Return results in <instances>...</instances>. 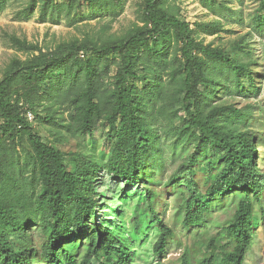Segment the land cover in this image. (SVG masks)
Segmentation results:
<instances>
[{
	"label": "rangeland",
	"instance_id": "obj_1",
	"mask_svg": "<svg viewBox=\"0 0 264 264\" xmlns=\"http://www.w3.org/2000/svg\"><path fill=\"white\" fill-rule=\"evenodd\" d=\"M149 1L100 0L92 5L78 0L71 5L70 0H53L58 7L46 11L42 0L0 1V80L12 76L7 83L12 106L29 119L45 145L64 154L70 170L83 163L96 166L91 184L95 194L90 196L97 202V221L104 231L127 244L133 252V263L158 261L154 246L159 228L148 212L150 189L157 215L175 233L161 262L181 264L185 251L201 244L206 250L205 243L233 218L239 198H217L204 226L184 227L185 202L190 192L184 184L188 181L183 178L194 172L205 195L209 176L216 175L224 161L221 150L199 148L200 132L190 124L184 111V46L171 27H166L163 38L148 40L151 51L145 49L133 68V84L143 99L138 116L154 138L157 163L152 161L141 173L142 182L134 181L131 186L109 175L114 129L118 127L111 126V115L116 75L122 62L116 55H96L94 48L115 45L150 30L146 9ZM158 10L190 25L195 43V110L224 134L248 136L257 149L256 167L264 184V0H166ZM81 47L87 49L80 50ZM208 53L229 56L250 76L239 81ZM67 55L70 58L65 68L53 74L50 83L26 84L24 69ZM87 68L96 74V102L105 109L103 118L91 130L80 123L75 107L77 96L85 89ZM27 92L35 98L33 108L24 102ZM0 153L5 164L0 183L5 193L13 190L10 185L20 183L29 194L39 195L44 181L32 138L27 134L7 137L0 144ZM191 157L198 164L190 171L186 165ZM4 172L13 180L8 181ZM254 212L253 241L245 264H264V193L262 204H255ZM27 231L31 248L37 251L41 262L47 238L38 225L31 224Z\"/></svg>",
	"mask_w": 264,
	"mask_h": 264
},
{
	"label": "trees",
	"instance_id": "obj_2",
	"mask_svg": "<svg viewBox=\"0 0 264 264\" xmlns=\"http://www.w3.org/2000/svg\"><path fill=\"white\" fill-rule=\"evenodd\" d=\"M87 1L92 5L100 2ZM165 1L148 2L146 9L152 26L150 30L135 34L115 45L94 48L96 55H116L122 62V68L116 75L115 101L111 115V126L118 127L114 129L115 147L107 167L109 175L115 180L124 181L126 186H131L134 181L142 182L141 173L149 168L152 161H157L158 151L154 152V138L146 131L138 116L143 99L139 88L133 84L136 78L133 68L140 60L141 53L149 49L148 40L163 38L166 27H171L177 31L184 46V111L190 124L200 132L199 148L210 146L213 150H221L224 161L218 173L209 176L205 195H202L194 172L183 178L188 181L184 184L190 192L185 202L184 227L191 229L204 226L217 198L226 195H236L239 198L233 218L205 243L206 250H203L201 244L185 251L181 264H245L253 241L256 217L254 207L255 204H262L264 193L262 175L256 167L257 149L248 136L224 134L210 119L205 120L195 110L192 103L195 90L192 61L194 39L188 23L158 10V6ZM77 2L78 0H70L71 5ZM42 3L43 11L49 7H58L53 4V0H42ZM208 54L233 72L239 81L245 75L250 76L245 67H239L229 56L221 53ZM70 55L24 69L26 84L33 81H38L39 84L50 83L51 76L65 68ZM35 70L38 72L34 73ZM84 73L87 82L85 89L77 96L75 107L80 123L91 130L93 124L103 118L105 109L96 102L95 72L87 68ZM11 77L0 80V144L7 137L14 139L19 134L29 135L35 146L44 186L41 193L35 196L26 192V188L20 183L10 185L13 190L5 193V187L0 183V264H92L94 261L98 264H134L133 252L127 244L104 231L97 221V202L90 196L95 194L91 184L96 166L93 163H83L75 170H70L65 163L64 154L41 141L34 133L29 119L17 111L9 100L7 83ZM73 89L75 90L73 87L71 92ZM24 102L30 108L35 106V98L29 92L25 94ZM1 158L0 153V175L5 165ZM197 164L196 158L191 157L186 166L191 171ZM13 167L10 165V169ZM5 173L3 175L8 176V181L13 180L10 174ZM147 195L150 198L148 212L159 228L154 256L158 259L156 264H162L161 259L167 254L175 233L157 215L150 189L147 190ZM31 224L40 226L47 238L42 247L41 262L37 251L30 245L27 230ZM84 235H88L85 241L75 242Z\"/></svg>",
	"mask_w": 264,
	"mask_h": 264
}]
</instances>
